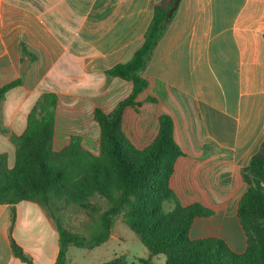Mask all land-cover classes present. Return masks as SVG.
Listing matches in <instances>:
<instances>
[{"label":"crops","instance_id":"crops-1","mask_svg":"<svg viewBox=\"0 0 264 264\" xmlns=\"http://www.w3.org/2000/svg\"><path fill=\"white\" fill-rule=\"evenodd\" d=\"M161 1L0 0V88L22 80L0 104V155L7 157L9 169L16 163L13 138L27 131L30 116L48 93L40 89L42 82L60 69L73 70L75 80L95 85L89 76L96 74L97 64L111 63L106 72L128 62L142 46L154 5ZM49 20L64 32L54 33ZM95 20H102V34L117 29L123 37L91 49L96 47ZM129 20H135L131 34L136 36L130 41ZM86 26L90 28L83 32ZM22 46L35 56L26 74ZM143 78L148 87L136 100L140 105L124 112L126 135L143 149L157 137L160 116H169L183 153L170 186L183 206L199 203L214 211L210 218L195 220L191 237H218L235 252H245L247 239L238 218L239 202L248 190L243 169L264 141V0H180ZM114 81L132 89L131 82ZM95 96L96 88L65 95L87 104ZM69 116L74 112H64L59 95L56 152L75 135L63 132ZM12 209L0 204V264H25L14 254L13 241L34 264H55L60 235L49 212L24 201L14 206L13 224Z\"/></svg>","mask_w":264,"mask_h":264},{"label":"trees","instance_id":"trees-1","mask_svg":"<svg viewBox=\"0 0 264 264\" xmlns=\"http://www.w3.org/2000/svg\"><path fill=\"white\" fill-rule=\"evenodd\" d=\"M179 1L156 3L142 46L128 62L106 71L108 77L133 86L129 96L111 112L94 110V120L100 128L98 155L83 146L80 135L72 136L70 144L59 152L52 148L58 107V96L52 92L40 100L39 108L29 118L27 131L13 138L15 166L9 169L7 157L0 155V204L13 206V224L14 206L21 202H36L49 212L60 235L55 264H67V252L72 246L91 248L107 243L116 220L123 214L130 230L150 252L148 259L136 264H153L152 258L158 255L166 256V264H264V141L243 169L248 190L239 202L238 218L247 247L245 252L237 253L221 238L191 237L195 220L210 218L214 211L199 203L183 206L170 186L175 164L183 154L174 140L173 120L160 116L157 137L143 149L133 145L123 129L125 110L139 106L136 100L148 87L143 75ZM22 50L25 59L34 62V54L25 46ZM21 84L19 79L1 87L0 104L8 91ZM94 195L107 200L110 206L101 215L100 233L87 242L62 224L58 202L71 201L90 208L89 199ZM12 247L21 261L34 264L14 241ZM102 264L129 263L121 256Z\"/></svg>","mask_w":264,"mask_h":264},{"label":"rangeland","instance_id":"rangeland-1","mask_svg":"<svg viewBox=\"0 0 264 264\" xmlns=\"http://www.w3.org/2000/svg\"><path fill=\"white\" fill-rule=\"evenodd\" d=\"M49 21L52 22L51 29L54 33L61 35L64 32L55 20ZM134 22L135 20H129L128 41L136 37L131 34L133 28V24L131 23ZM95 23V38L93 40L95 41L96 47L92 45L91 49H102L107 43L118 42L123 37V35L120 36L116 33L117 29H112L109 34H102L104 26L102 20H95ZM89 28L86 26L82 30L85 32ZM144 29L145 26L140 29V32ZM110 64L106 63L102 66L97 64L96 74L89 76L90 81L95 80V85L92 82L88 83L87 80L85 82L75 80V76L72 74L73 70H68L67 73L59 72V69L57 70L59 73L57 71L53 72L40 86L41 90H46L48 93L52 92L58 98L60 95L61 106L64 108V112L73 110L74 116H69V118L65 117L64 124L63 121H60L64 126L63 132L68 133V135H81L85 148L95 155H98L100 150V128L93 119V110L100 108L106 113H109L120 101L126 99L131 92L127 85H124L125 83L121 85L112 83L114 80L121 79H114L106 75L105 68ZM94 88H96L95 99L93 101L90 100L88 104L86 101L83 102L81 98L75 100L73 97H65L68 93H81L82 90L87 93L88 91H93ZM111 90H114L115 93L108 98L107 92ZM84 103L86 106H83ZM55 148L59 150L60 146L56 145ZM89 204L91 206L90 208H84L81 207V204L72 203L71 201L58 202V206L61 209L59 219L62 221V224L70 232L81 236L87 242H90L100 233L101 215L110 206L107 200L98 195L91 197ZM121 256L125 257L129 264H136L140 260L150 257L148 248L140 242L137 235L128 227L124 214L116 220L111 239L107 243L99 247L77 248L72 246L69 248L67 252V264H102ZM152 263L166 264V256H155L152 258Z\"/></svg>","mask_w":264,"mask_h":264},{"label":"water","instance_id":"water-1","mask_svg":"<svg viewBox=\"0 0 264 264\" xmlns=\"http://www.w3.org/2000/svg\"><path fill=\"white\" fill-rule=\"evenodd\" d=\"M30 64H31V59H26L24 62H23V68H22V73L23 74H26L29 67H30Z\"/></svg>","mask_w":264,"mask_h":264}]
</instances>
